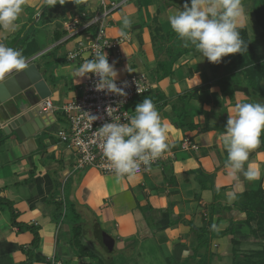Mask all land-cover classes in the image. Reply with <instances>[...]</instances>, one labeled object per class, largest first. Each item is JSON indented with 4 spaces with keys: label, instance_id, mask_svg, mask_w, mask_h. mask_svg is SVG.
I'll list each match as a JSON object with an SVG mask.
<instances>
[{
    "label": "crops",
    "instance_id": "1",
    "mask_svg": "<svg viewBox=\"0 0 264 264\" xmlns=\"http://www.w3.org/2000/svg\"><path fill=\"white\" fill-rule=\"evenodd\" d=\"M101 1L71 0L64 8L63 19H47L40 27L36 22L47 0L26 1L16 22L17 30L6 33L0 29V43L22 51L28 62L36 63L43 73L51 96L40 102L41 110L47 99L54 106V110H42L44 128L23 141L6 135L0 122V264H98L97 259L76 255L70 224L57 218L58 205L69 202L78 205L85 222L84 239L98 254L104 255L96 235L98 224L115 239L116 264H156V260L162 264H199L205 249L195 252L198 241L192 226L214 225L222 232L235 221L237 239L241 245L246 244L249 235L241 223L245 214L235 206L243 192L264 188V144L261 138L245 165L258 168L260 179L249 181L241 174L236 180L229 175L231 169L225 167L227 152L221 136L236 104L264 103V96L252 89L241 69L227 75L232 86L229 91L233 93L227 89L223 93L217 82L221 77H214L209 61L200 53L190 51L172 63L168 49L178 38H164L173 31L168 15L182 10L186 0H105L123 2L108 18L106 27L108 37H126L120 52L107 56L118 72L116 79L146 74L153 84L147 95L132 102V115L136 114V105L148 98L167 125L169 147L157 161L142 173L119 178L94 167L77 169L76 152L58 138L57 132L68 128L62 106L82 96L89 76L78 77L75 71L88 59L89 51L75 62H69L67 55L86 46L94 28L60 42L67 33L55 41V24L60 21L64 32V23L70 16L80 9L93 13L101 9ZM187 2L190 4V0ZM246 4L247 0H242L243 14L237 24L248 30L254 46L252 57L263 62L264 28L255 12L256 5L247 4L249 13L253 11L249 18ZM30 8L35 10L33 17L28 13ZM125 17L130 20L128 26L123 23ZM42 28L47 32L38 35L37 30ZM45 62H52L51 67L47 68ZM161 62L171 71L164 70ZM207 86L210 87L206 89ZM184 96L187 97L182 99ZM187 108L196 113L192 118L195 128L176 124L178 114ZM186 138L197 149H182ZM231 191H236L237 196L229 201L227 193ZM217 202L224 205L223 209L212 214ZM26 225L36 228L37 241ZM231 238H212L210 252L215 258H210L209 264H233Z\"/></svg>",
    "mask_w": 264,
    "mask_h": 264
},
{
    "label": "clouds",
    "instance_id": "2",
    "mask_svg": "<svg viewBox=\"0 0 264 264\" xmlns=\"http://www.w3.org/2000/svg\"><path fill=\"white\" fill-rule=\"evenodd\" d=\"M26 0H0V29L6 33L15 32L16 23L22 13ZM48 5H55L56 0H47ZM243 14L242 0H190L182 10L168 15L171 29L183 41L184 46H194L209 62L219 63L229 54L243 53L247 44L240 38L238 18ZM125 26L130 20L125 17ZM123 35V33H121ZM28 67V60L22 51L0 43V83L12 73H19ZM78 77L95 74L99 77L95 84L97 90L124 95L115 80L118 72L114 64L108 61L107 53L99 51L75 69ZM139 89V86H138ZM139 91V90H138ZM135 115L128 123H121L118 117L98 128L102 138L103 155L110 162L116 176L132 174L141 163L145 170L153 161L168 149L167 125L151 99L145 98L135 108ZM92 121L97 117L90 115ZM264 134V103L242 102L235 105L234 112L228 116L225 131L221 136L227 152L225 167L230 168L234 179L241 174L249 181L260 179V170L250 163V152L261 143ZM229 201L236 198L237 192L227 193ZM213 227H215L213 225Z\"/></svg>",
    "mask_w": 264,
    "mask_h": 264
},
{
    "label": "built area",
    "instance_id": "3",
    "mask_svg": "<svg viewBox=\"0 0 264 264\" xmlns=\"http://www.w3.org/2000/svg\"><path fill=\"white\" fill-rule=\"evenodd\" d=\"M122 3L102 0L101 9L93 13L80 9L65 21L64 28L67 35L60 42L70 40L86 29L94 28L89 43L67 55L69 62L77 61L85 51L90 52V56L88 59L85 58V62L93 59L97 51L102 54L106 52L109 57L120 52V44L125 41L126 37L110 38L106 34V27L108 18ZM84 19L85 21H83ZM98 79V76L90 73L83 86L82 96L70 100L62 106L68 121V128H61L57 132V136L61 143L76 152L77 162L75 166L77 169L94 167L103 173L115 174L110 162L103 155V141L99 136L98 128L104 123L111 122L112 116L118 117L121 123H128L129 118L133 116L130 109L132 102L137 97L148 93L153 84L146 74H132L122 79H116L117 87L122 88L125 93L120 95L107 90H97L95 84ZM41 107L45 111L54 110L50 99L44 101ZM90 115L97 117V119L92 121ZM181 148L197 149V146L189 138H186ZM157 159L153 162H156ZM144 171L145 166L141 163L140 168L132 174Z\"/></svg>",
    "mask_w": 264,
    "mask_h": 264
},
{
    "label": "trees",
    "instance_id": "4",
    "mask_svg": "<svg viewBox=\"0 0 264 264\" xmlns=\"http://www.w3.org/2000/svg\"><path fill=\"white\" fill-rule=\"evenodd\" d=\"M259 3H262V5H258L255 8V12L258 16V19L261 20V27L264 28V0H258ZM263 6V7H262ZM80 7V6H79ZM58 7H55L54 9H57ZM262 12V13H261ZM46 10H44L41 14V19L45 16ZM19 20V19H18ZM85 21V19L83 20ZM59 28H56L55 31V41L61 40L63 36L66 34V30L62 32L63 25L59 23ZM238 31L240 34V38L247 44V49L243 51V53H234L229 54L221 59L219 63H212L209 62V65L211 67L212 73L214 77H221L218 79V83L222 86L223 93H226L228 90L229 93H233V91H229L232 87L229 82V79H225L226 75H229L230 72H233L236 69H241L244 74L249 77L250 85L252 89L258 93L261 96H264V61L263 62H256L254 59V56L252 57V54L254 52V46L251 41V38L249 36L248 30L244 27H238ZM63 34V35H62ZM178 38L177 34L174 31L168 32L164 38ZM27 36L22 38V41H26ZM195 52L199 53L194 46H188L185 47L183 41H181L179 38L175 39V44H173V48L168 49V54L172 59V63L180 59L182 55L188 52ZM46 63V62H45ZM52 62H47L46 66L47 68L51 67ZM58 64V60L56 62ZM162 65L164 70H168L170 72V69H166L165 63H160ZM248 67L243 69V67ZM224 70H223V69ZM222 70L224 71L222 74ZM168 72H164V75H167ZM169 74V73H168ZM222 74V76H221ZM160 75V74H159ZM160 76H163L162 74ZM210 86H207L206 89H208ZM227 89V90H226ZM147 95L144 94L142 96ZM196 95V94H195ZM184 98L182 99H185ZM197 97V96H196ZM189 108L181 111L178 114V120H176V124L180 127L189 126L191 128H195L196 125L193 123V116L196 114L194 112H190L191 110H188ZM187 110V111H186ZM203 110H199V112H202ZM193 113V114H192ZM189 115V116H188ZM262 142L264 144V135L261 136ZM1 202V201H0ZM78 205L76 202H69L64 206L62 203H60L57 207L58 209V216L57 218H61V220L66 221L68 224H70L72 228V238H71V245L75 249V253L78 257L82 258H90V259H97L98 264H116L114 260V254L115 250L109 251L107 250L104 245L102 244L100 240V234L102 232H105L98 224L97 225V237L98 241L101 242L103 249H104V255L98 254L97 251L90 247L84 237L86 238V229H85V222L82 220V215L79 212V209L77 207ZM223 206L219 204L218 202L216 204H213L212 206V214H215L219 209H223ZM238 210L244 211L245 214L244 220L241 221V223L245 224V227H249V231H251V234L254 236H257L259 241L263 240L264 243V189L262 186H259L255 190H248L242 193L241 198L236 202L235 206ZM231 209V208H229ZM232 210V209H231ZM13 218L14 222L16 223V216L15 212L13 211ZM256 226H255V224ZM236 222L233 221L232 224L224 231L219 232L217 228H214L212 225H205L203 227H196L192 226L193 231L197 235V241L198 246L195 250V252L198 251V249H205L204 257L199 261V264H209V259L212 258L213 254L210 252L211 247V240L214 237L222 236V235H231V247H232V257H233V264H264V246L260 249H253L251 251H244L240 248L241 241L237 239L236 233ZM28 229H30L33 233L36 239V241L39 239L38 231L34 226H28ZM260 230V234H258V231ZM35 242V240H34ZM124 253V252H122Z\"/></svg>",
    "mask_w": 264,
    "mask_h": 264
},
{
    "label": "water",
    "instance_id": "5",
    "mask_svg": "<svg viewBox=\"0 0 264 264\" xmlns=\"http://www.w3.org/2000/svg\"><path fill=\"white\" fill-rule=\"evenodd\" d=\"M51 96L44 75L34 62L19 73H12L0 83V122L8 136L23 141L44 128L40 102ZM5 105V106H4ZM104 247L112 251L115 239L107 232L100 234Z\"/></svg>",
    "mask_w": 264,
    "mask_h": 264
},
{
    "label": "rangeland",
    "instance_id": "6",
    "mask_svg": "<svg viewBox=\"0 0 264 264\" xmlns=\"http://www.w3.org/2000/svg\"><path fill=\"white\" fill-rule=\"evenodd\" d=\"M27 2H30V1H35V0H26ZM40 1V0H39ZM70 1L71 0H56V4L55 5H48V4H46L45 6H44V8H45V10H46V14H45V16L41 19V21H37L36 22V25H38V27H40V26H42V24L44 23V21L45 20H47V19H50V21L52 20V19H63V14H64V12H65V10H64V8H66L67 9V6H68V3H70ZM244 1V0H243ZM247 4H249V5H258V0L256 1V0H247ZM246 4V6H245V9L247 10L246 12L248 13V14H250V15H248V17L249 18H251L252 16V12L251 13H249L250 11H249V5H247ZM259 5H262V3H259ZM55 7H59V9L58 10H55V13L53 12V9L55 8ZM263 7V6H262ZM43 8V9H44ZM255 8V7H254ZM32 9L33 8H30L29 9V11H28V13L33 17V14L35 13V10H33L32 11ZM262 12H264V10L262 11ZM261 12V13H262ZM60 21H58L56 24H55V26L57 25V27L59 28V26H60ZM36 25L34 26V27H36ZM30 32H32V29H31V31ZM35 32V31H34ZM43 32L44 33H46L47 32V29H44V28H42V29H38L37 30V34L39 35V34H43ZM20 41V39L18 40V42ZM23 42V41H22ZM17 45H18V43H16ZM17 47H19V45L17 46ZM228 79V76L226 75L225 76V79ZM63 123H64V125H63V127H66L67 125V123H66V121H63ZM264 135V134H263ZM185 150H187V149H185ZM263 188V187H262ZM264 189V188H263ZM222 206H224L223 204H222ZM242 211V210H241ZM242 212H244V211H242ZM254 224H255V222H254ZM244 225H246V223L244 224ZM247 226V225H246ZM255 226H256V224H255ZM246 230H248L249 231V227H247L246 228ZM247 231V234L249 235V236H247L246 238L247 239H245V242H246V244H242L241 245V247H243L242 248V250H244V251H251V250H253V249H260V248H262L263 246H264V243L262 242L263 240H261V241H259V239H258V237L257 236H254L253 234H251V231L250 232H248ZM261 232H260V230L258 231V234H260ZM196 234V233H195ZM117 256V255H116ZM213 256V260H214V258H215V256H214V254L212 255ZM117 258L118 259H120V260H123V257H119V255L117 256ZM228 260V259H227ZM157 262H155L156 264H162L160 261H158V260H156Z\"/></svg>",
    "mask_w": 264,
    "mask_h": 264
}]
</instances>
